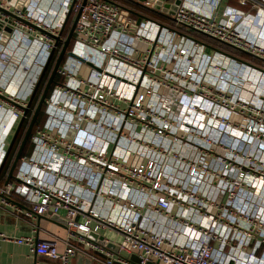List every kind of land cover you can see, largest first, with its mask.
<instances>
[{
  "label": "built area",
  "instance_id": "1",
  "mask_svg": "<svg viewBox=\"0 0 264 264\" xmlns=\"http://www.w3.org/2000/svg\"><path fill=\"white\" fill-rule=\"evenodd\" d=\"M42 1L12 7L0 0L14 15L0 11V47L35 46L38 74L69 10L79 15L46 123L32 137V155L0 187V203L27 205L29 218L62 214L68 237L63 250L33 236L0 232V241L61 264L87 253L84 247L104 254L90 255L102 264H264V102L246 83L236 87L228 71L264 78V66L190 36L264 63V0H238L249 12L229 4L221 10L224 0H181L168 15L175 27L142 19L135 31L138 19L112 0ZM143 3L153 8L151 0ZM85 66L90 71L81 77ZM24 84L17 81L19 91ZM15 108L0 103L14 118L2 126L0 167L21 117ZM107 230L123 236L117 250L91 237Z\"/></svg>",
  "mask_w": 264,
  "mask_h": 264
},
{
  "label": "crops",
  "instance_id": "2",
  "mask_svg": "<svg viewBox=\"0 0 264 264\" xmlns=\"http://www.w3.org/2000/svg\"><path fill=\"white\" fill-rule=\"evenodd\" d=\"M48 0H43V6H47ZM152 7L156 4L160 5L161 10L166 9V12L163 13L168 16L169 12L172 9L168 8L167 4L173 5L176 0H151ZM228 4V3H227ZM231 5V4H229ZM236 8H241L239 5H231ZM4 9H9L13 11L10 6L3 2ZM249 12V7L241 8ZM168 11V12H167ZM13 93H18L17 90H13ZM20 96H27L25 94H20ZM26 95V96H25ZM1 103V102H0ZM5 106L6 110L11 109L10 105L1 103ZM7 112H4L2 115L5 116ZM11 119L12 115L10 116ZM1 120V119H0ZM8 123V119H4L0 123V136L3 133L2 126ZM8 204L0 203V232L7 235H14L16 237L21 236H33L36 240H55L58 243L59 250L65 249L66 239L68 237V231L63 220V215L59 216H34L29 218L26 216V212L29 210V207L23 203L10 200ZM95 235V234H94ZM96 238V242L99 243H109L117 244L121 242L122 235L116 233L115 231L107 230L101 231ZM81 247L83 245L79 244ZM87 253L79 252L76 256L72 257L70 264H102L98 259H93L90 255H95L98 258L104 260L106 257L104 254L96 251L95 249L84 247ZM0 264H61L60 260H55L47 256L40 255L31 250L30 246L25 244H18L13 241H0ZM119 264V263H116Z\"/></svg>",
  "mask_w": 264,
  "mask_h": 264
},
{
  "label": "trees",
  "instance_id": "3",
  "mask_svg": "<svg viewBox=\"0 0 264 264\" xmlns=\"http://www.w3.org/2000/svg\"><path fill=\"white\" fill-rule=\"evenodd\" d=\"M112 1L116 4H118L120 7H122V9L128 15H130L132 17H135L137 19L151 20V21H154L156 23H159L160 25H163V26L169 27V28L175 27L174 21L170 16H167L161 12H158L157 10H155L153 8L151 9V7L145 6L144 4H141L135 0H112ZM232 5H234V4H232ZM237 5H239V4H237ZM74 19H75V14L72 12L67 23H66V26L64 28V32L61 36V43L58 44V46L55 50V53H54L52 59L50 60L48 69L46 71V76L44 78L45 80L41 81L42 86H41L40 91L37 95V102L39 101L41 95L43 94V91H44V89H45V87H46V85H47V83L51 77L52 71L56 65L58 58H59V55H60V52L63 48L64 42L70 34V30L73 26ZM190 36L192 38L200 41V42H203L207 45H211V46L215 47L217 50H219L223 53H226V54L236 58L237 60H240L242 62L256 66L258 68H263V66H264L263 61L257 59L256 57L251 56L249 54H246L244 52L238 51L236 49L227 47L225 45H222V44L218 43L217 41H215L209 37H206L205 35L198 34V33H192V34H190ZM74 39H75V36H74ZM74 39L72 40V42L70 44L71 46L69 47L68 52H71V50L73 48ZM67 56L68 55L65 56V58L62 62V66L66 62ZM63 80H64V78L62 76H60L59 73H57V75L55 77V82L52 85V88L50 90V94H48L49 96L52 94L55 87L57 85L61 84L63 82ZM45 123H46V120L42 121V123H39L40 125L37 123L36 126L37 125L38 126L35 128V130L38 128H42ZM24 136H25V132H23L19 135V137L17 138V140L15 142L13 150H11V153L9 154V156L7 157V159L4 163V166L0 172V187L4 186L6 184V181H7L8 175H9V171H10L12 164L15 160V157L19 151V148H20L21 143L24 139ZM33 149L34 148L32 147L30 150L24 151L22 154V157L31 156L33 153Z\"/></svg>",
  "mask_w": 264,
  "mask_h": 264
},
{
  "label": "rangeland",
  "instance_id": "4",
  "mask_svg": "<svg viewBox=\"0 0 264 264\" xmlns=\"http://www.w3.org/2000/svg\"><path fill=\"white\" fill-rule=\"evenodd\" d=\"M172 1L173 0H171V3H172ZM41 3H43V1ZM227 3L231 4V5L234 4L236 6L238 4V0H224L222 3V6H221V10L223 8H225ZM39 55H40V52H38L36 50L35 46L30 47L29 51L26 49V52H24V49L21 46L18 48L15 46H11L8 48L0 47V73L3 72V74H4L5 72L8 71V72H11V75H12V77L0 76V84H1L0 86L6 85V87H3V86L0 87V102L1 103L8 104V105H10L9 107H11V108L14 107L13 104H10L7 101V99H5L4 97L1 96V95H3V96H6V97L12 99L16 103H19V101L21 100V102L19 103L20 105L25 106L27 104L29 97L32 94L31 91H30L31 93L29 92L30 94H28V97H26V100H22V99L17 100L16 97H12L11 95L7 94L6 91L17 96L16 93L12 92L14 90V89H12L13 84L16 83V79L19 83L20 80L23 78V83H25V84L23 86H21L19 89H21V88H25V89H23L22 91H19L17 89V91H18V93L27 92L30 79L33 77L35 71H37L36 70V61H37V58ZM32 57H35V58H32ZM21 62H23V64H21ZM6 63H8V65ZM215 64L222 67L223 62L220 61L219 59H216ZM2 69H4V70H2ZM21 70L27 71V73L22 74ZM89 71H90V68L85 66L83 68L82 72L80 73V76L81 77H87ZM228 71H229V75L232 76L233 79H236V80H234V82H236V84H235L236 87H239L240 85L242 86L243 83L244 84L246 83L248 86L247 88L249 90H253L252 93H253V96H255L257 102H259V103L264 102V78L263 77L253 76L251 74L249 75L243 71H238L236 69H229ZM42 76H43V70L38 74V81L41 79ZM45 76H46V73H45L44 77L42 78V80H45L44 79ZM3 80H6V84L1 83V81L3 82ZM248 83L250 84V86L248 85ZM35 86L36 85H34L33 87H35ZM251 86L253 87L252 89H250ZM15 109H16V111H18L20 113V115L23 114V112H24L22 108L16 107ZM2 115H3V113L0 112V119H1L0 123L2 120L9 119V117H10L9 115H7V113L3 117H2ZM30 121H31V119L27 120L24 132L28 128L27 126H29Z\"/></svg>",
  "mask_w": 264,
  "mask_h": 264
},
{
  "label": "water",
  "instance_id": "5",
  "mask_svg": "<svg viewBox=\"0 0 264 264\" xmlns=\"http://www.w3.org/2000/svg\"><path fill=\"white\" fill-rule=\"evenodd\" d=\"M19 1L25 2L26 0H19ZM135 1H137V2H139V3H141V4H144L143 2H145L146 0H135ZM164 1H165V0H164ZM17 2H18V0H7V3H8L9 5H11L12 7H15L16 4H17ZM180 2H181V0H176V2H175L173 5H169V4H167L168 8L172 9V11H170L168 15H173V14L176 12V10L178 9V5L180 4ZM145 6H146V5H145ZM151 9H152V8H151ZM153 9H155V10H157V11H162L163 13L166 12V9H165V8L161 10V3H160V5H157V4H156V5L153 7ZM0 11H2V12L5 13V14L10 15L11 17L14 16V15H12V13L8 12L6 9H3V7H1V6H0ZM167 12H168V11H167ZM71 13H72V9H70L69 12H68V15H67V19H66V21H65V24L63 25V27H62V29H61V31H60V36H59V37H55V39H56V41H57V43H56V47L58 46L59 43H61V36H62V34H63V32H64V28H65V26H66V23H67V21H68L70 15H71ZM124 14H127V13H124ZM78 19H79V15H77V16L75 17V19H74V23H73V26H72V28H71V30H70V34H69V36L67 37V39L65 40V42H64V45H63V48H62V50H61V52H60L59 58H58V60H57V62H56V65H55V67H54V69H53V71H52L51 77H50V79H49V81H48V83H47V85H46V88H45V90H44V92H43V94H42V97H41V99H40V102H39L38 108H37V110H36V112H35V114H34L32 120H31V122H30L29 128H28V130H27V132H26V134H25V137H24V139H23V142H22V144H21V146H20V148H19V151H18V153H17V155H16V157H15V160H14V162H13V164H12V167H11V169H10V171H9V175H8V178H7V181H6V185L9 184V183L14 179L15 171H16L17 166H18V164H19V162H20V160H21V158H22L23 151H24V149H25V147H26V144H27V142H28V140H29V137H30V135H31V133H32V130H33L35 124H36V121H37V118H38L39 112H40V110H41V108H42L44 102H45L46 99H47V96H48V94H49V92H50V89H51L52 85H53L54 82H55V77H56L58 71L62 68V62H63V60H64V58H65L66 55H71V53L68 52V49H69V47H70V44H71L72 40L74 39V33H75V28H76V25H77ZM141 22H142V19H138L137 24L131 26V29H132L133 31H135V30L140 26ZM28 25L33 26V25L30 24V23H28ZM128 27H129V26H128ZM35 28H36L37 30H39L40 32L44 33V34L50 35L47 31H45V30H43V29H41V28H38V27H35ZM55 50H56V49H54V50L52 51V55H51L50 60L52 59V57H53V55H54V53H55ZM50 60H49V61H50ZM48 66H49V62L47 63V65H46L45 68L43 69V76L41 77V79H40V81H39V84H36V85H37L36 88L33 89V91H32V96H31V98H30V100H29L28 108H27V109L25 108L26 111H28V109H29V108L31 107V105H32V102H33V100H34V97H35V95H36V93H37V90H38L39 85H40V83H41V81H42V78L44 77V75H45V73H46V71H47V69H48ZM1 96L4 97L5 99H7V101H8L10 104H13L14 107L23 108V106H21L20 104L16 103V102L13 101L12 99H10V98H8V97H6V96H3V95H1ZM25 117H26V115L23 116V118L21 119L20 125H19V127H18V129H17V131H16V133H15V135H14V137H13L11 143H10V145L8 146L7 154H6V159H7V157L9 156V154L11 153V150H12V148H13V145H14L15 141H16V138H17V135H18V133H19V130H20L21 126H22V123H23L24 120H25ZM3 166H4V163H3V164L1 165V167H0V172H1L2 168H3ZM91 237L96 239V238H98V235H96V234H95V235H91ZM107 246H108L109 248H111V249H114V250H117V249H118V248H117V245L114 244V243H109ZM121 254L124 255V256H126V257L128 256V253H126V252L121 253ZM131 258H132V260H135V261H137V262H140V258H139L136 254H132V255H131ZM148 264H159V263H157V262H149Z\"/></svg>",
  "mask_w": 264,
  "mask_h": 264
},
{
  "label": "flooded vegetation",
  "instance_id": "6",
  "mask_svg": "<svg viewBox=\"0 0 264 264\" xmlns=\"http://www.w3.org/2000/svg\"><path fill=\"white\" fill-rule=\"evenodd\" d=\"M49 63H50V61H49ZM40 81V80H39ZM39 81L37 82V84H39ZM37 86V85H36ZM36 86H35V88H36ZM41 86H42V82L40 83V85H39V88H38V90H37V93H36V95H35V97H34V100H33V102H32V105H31V107L28 109V111H26L25 110V108L27 109L28 108V103H29V100H30V98H31V96H32V94H31V96L29 97V100H28V102H27V104L25 105V106H23V105H21V106H23V114H21V117L17 120V122H16V124H15V126H14V128L12 129V131H11V134H10V136H9V138H8V146L10 145V143H11V141H12V139H13V137H14V135H15V133H16V131H17V129H18V127H19V125H20V122H21V119L23 118V116H25L26 115V117H25V120H24V122L22 123V126H21V128H20V130H19V133H18V135H17V138L19 137V135L21 134V133H23L24 132V130H25V125H26V123H27V120H29V119H31L32 120V118H33V116H34V114H35V112H36V110H37V108H38V105H39V102H40V99H41V97H42V95H41V97H40V99H39V101L37 102V95H38V93H39V91H40V88H41ZM34 88V89H35ZM46 88V87H45ZM52 88V87H51ZM45 90V89H44ZM51 90V89H50ZM44 92V91H43ZM49 94H50V92H49ZM49 96V95H48ZM47 96V99H46V101L44 102V104H43V106H42V108H41V110H40V112H39V115H38V118H37V121H36V124L38 123H42V121H44V120H47V107H48V103H47V101L49 100V98L50 97H48ZM30 116H31V118H30ZM31 122V121H30ZM36 124H35V126H34V128H33V130H32V133H31V135H30V137H29V140H28V142H27V144H26V147H25V149H24V151H28V150H30L32 147L34 148V146H33V142H32V137H33V135L35 134V132H36V130H35V128L38 126H36ZM30 125V124H29ZM40 125V124H39ZM28 128H29V126H28ZM28 128H27V130H28ZM27 130L25 131V134H26V132H27ZM25 137V136H24ZM17 138H16V140H17ZM16 142V141H15ZM23 142V141H22ZM22 144V143H21ZM14 145H15V143H14ZM14 145H13V148H14ZM7 146V147H8ZM13 148H12V150H13ZM8 149V148H7ZM23 151V152H24ZM23 158V157H22ZM21 158V159H22ZM5 161H6V157H5V160H4V162L3 163H5Z\"/></svg>",
  "mask_w": 264,
  "mask_h": 264
},
{
  "label": "bare ground",
  "instance_id": "7",
  "mask_svg": "<svg viewBox=\"0 0 264 264\" xmlns=\"http://www.w3.org/2000/svg\"><path fill=\"white\" fill-rule=\"evenodd\" d=\"M37 67V71L34 73V75H33V77H32V79H31V81L29 82V85H28V89H27V96H28V94H29V92L31 91V89H32V86H33V84L35 83V81L37 80V76H38V68H39V66H36ZM1 83H4V84H6V80H3V82L1 81ZM248 85L250 86V84L248 83ZM6 86V85H5ZM8 86V85H7ZM253 87L251 86L250 87V89H252ZM12 89H15V90H17L18 89V85H17V79H16V83L15 84H13V88ZM26 96V95H25ZM26 96V97H27ZM21 97V96H20ZM25 97V98H26ZM21 98H24V96L23 97H21ZM0 112H2L3 114H4V112H5V110L4 109H0ZM11 116V115H10ZM11 118V117H10ZM13 120H14V118H13Z\"/></svg>",
  "mask_w": 264,
  "mask_h": 264
}]
</instances>
